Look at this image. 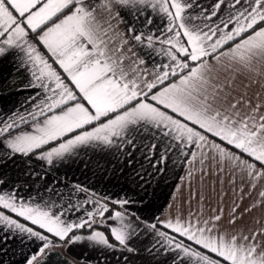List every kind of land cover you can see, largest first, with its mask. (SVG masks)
<instances>
[{
	"label": "snow or ice",
	"instance_id": "obj_1",
	"mask_svg": "<svg viewBox=\"0 0 264 264\" xmlns=\"http://www.w3.org/2000/svg\"><path fill=\"white\" fill-rule=\"evenodd\" d=\"M4 65L0 264H264V0H0ZM97 155L118 192L56 175ZM169 164L233 198L165 212Z\"/></svg>",
	"mask_w": 264,
	"mask_h": 264
},
{
	"label": "crops",
	"instance_id": "obj_2",
	"mask_svg": "<svg viewBox=\"0 0 264 264\" xmlns=\"http://www.w3.org/2000/svg\"><path fill=\"white\" fill-rule=\"evenodd\" d=\"M22 83L23 80L19 77V74L14 73L9 66L4 65L0 67V107L6 109L12 108L19 100L23 99V94L18 92V87ZM13 84L16 86L14 87ZM89 155H91V153H89ZM86 159V157L82 158V160ZM98 160H100L99 155L92 157V161L87 168L84 167L82 161H77L76 164H72L70 167L65 166L59 168L56 175L67 174L70 180L91 185L99 192H118L119 188L114 187V185L122 183V181L118 182L110 173L104 175L102 172L97 171L95 164ZM34 166L38 171L41 170L40 162H35ZM23 167V164L9 166L7 171L13 178H16L19 172L23 170ZM93 172H95L96 175H93ZM184 174L185 172L180 166L173 168V166L169 164L168 170L163 175L157 177V179L149 186L148 192L151 194L149 195V200L153 201L155 206H165L163 209L165 212L167 211L166 205L171 203L181 207L182 211L187 213L190 207L193 211L196 209L198 195L201 192L211 200L213 206L216 204L219 195L222 193L226 194V203L230 202L233 198V186L229 183L230 178L227 175L223 176V184L220 183V177L215 174L205 176L203 184H201L199 179L200 174L197 173V179L194 180L191 187H189L187 183L181 184L179 179V177ZM239 184L240 181L237 179V189ZM177 187L181 188L180 192L176 191ZM213 189H215V191H213ZM245 191L247 192V188H245ZM254 195L255 194H253V196ZM174 196L176 197V200H173ZM189 200H191V205H189ZM251 202V199L246 197L244 205L247 206ZM142 215L148 216L149 213L144 212ZM254 215H259V213L256 212ZM15 259L17 261L21 259L19 253H17Z\"/></svg>",
	"mask_w": 264,
	"mask_h": 264
}]
</instances>
